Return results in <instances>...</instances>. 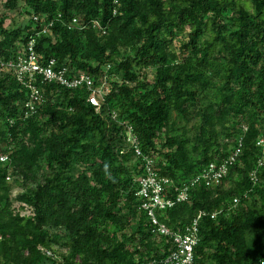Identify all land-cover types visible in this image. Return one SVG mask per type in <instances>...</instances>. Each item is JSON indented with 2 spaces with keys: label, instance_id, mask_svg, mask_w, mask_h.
Returning <instances> with one entry per match:
<instances>
[{
  "label": "trees",
  "instance_id": "16d2710c",
  "mask_svg": "<svg viewBox=\"0 0 264 264\" xmlns=\"http://www.w3.org/2000/svg\"><path fill=\"white\" fill-rule=\"evenodd\" d=\"M30 41L98 105L43 76L32 97ZM136 148L185 195L156 210L166 234ZM235 148L219 183L193 181ZM193 219L191 264H264V0H0V264H167Z\"/></svg>",
  "mask_w": 264,
  "mask_h": 264
},
{
  "label": "built area",
  "instance_id": "2783aa9c",
  "mask_svg": "<svg viewBox=\"0 0 264 264\" xmlns=\"http://www.w3.org/2000/svg\"><path fill=\"white\" fill-rule=\"evenodd\" d=\"M85 28L88 29L89 26L86 25ZM17 55L16 68L18 79L30 88V95L34 98L39 96L36 87L33 85V80L37 76H43L47 80H57L61 84L70 87L82 85L89 92L87 100L95 106L98 105V95H103L105 92L102 88L93 87L91 77L85 73L67 76L65 67H56L53 58L48 59L47 63L38 62L32 41L28 43L22 52H18ZM33 110V106L30 105V111ZM133 143H137V141L134 139ZM238 150V148H235L228 158L219 163L210 162L194 176L193 181H203L205 185H216L219 183L222 176L227 172L228 165L235 160L239 152ZM136 153L143 157L142 160L144 162L143 174L135 178L138 188L137 194L143 199L141 207L147 211L152 224L156 226L158 232L166 234L168 233V228L164 222L156 217V210L164 206H171L175 201L184 199L185 195L181 192L174 200L162 194V181L158 179L154 172L151 166V159L147 155L140 153L138 148H136ZM162 180L166 181L164 178ZM173 239L175 248L164 261L167 264H191L193 247L198 239L197 219H193L185 227L184 232L174 234ZM146 264H153V262L149 261Z\"/></svg>",
  "mask_w": 264,
  "mask_h": 264
},
{
  "label": "rangeland",
  "instance_id": "374dc122",
  "mask_svg": "<svg viewBox=\"0 0 264 264\" xmlns=\"http://www.w3.org/2000/svg\"><path fill=\"white\" fill-rule=\"evenodd\" d=\"M15 19L18 21V18L17 17H15Z\"/></svg>",
  "mask_w": 264,
  "mask_h": 264
}]
</instances>
